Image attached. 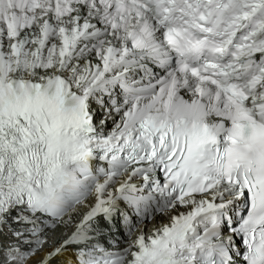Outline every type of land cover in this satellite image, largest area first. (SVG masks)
I'll return each mask as SVG.
<instances>
[{
    "label": "snow or ice",
    "instance_id": "1",
    "mask_svg": "<svg viewBox=\"0 0 264 264\" xmlns=\"http://www.w3.org/2000/svg\"><path fill=\"white\" fill-rule=\"evenodd\" d=\"M0 264H264V0H0Z\"/></svg>",
    "mask_w": 264,
    "mask_h": 264
}]
</instances>
